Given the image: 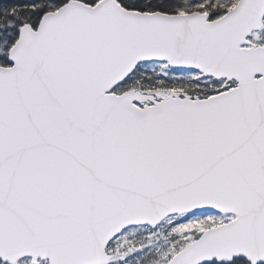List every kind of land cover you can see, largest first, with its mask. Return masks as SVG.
Segmentation results:
<instances>
[{
    "label": "snow or ice",
    "instance_id": "6c2138e0",
    "mask_svg": "<svg viewBox=\"0 0 264 264\" xmlns=\"http://www.w3.org/2000/svg\"><path fill=\"white\" fill-rule=\"evenodd\" d=\"M0 264H264V0H0Z\"/></svg>",
    "mask_w": 264,
    "mask_h": 264
}]
</instances>
